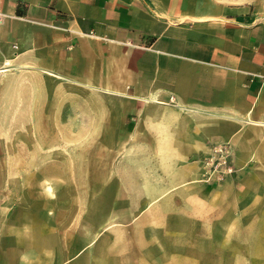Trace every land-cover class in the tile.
Masks as SVG:
<instances>
[{"label":"crops","instance_id":"obj_1","mask_svg":"<svg viewBox=\"0 0 264 264\" xmlns=\"http://www.w3.org/2000/svg\"><path fill=\"white\" fill-rule=\"evenodd\" d=\"M218 145L234 172L209 204L264 209V12L243 2L0 0V264H201L196 238L136 243L40 205L68 187L56 178L142 176L140 191L173 195L174 223L196 224L195 201L181 195ZM101 146L119 155H86ZM28 192L38 199L21 207Z\"/></svg>","mask_w":264,"mask_h":264},{"label":"rangeland","instance_id":"obj_2","mask_svg":"<svg viewBox=\"0 0 264 264\" xmlns=\"http://www.w3.org/2000/svg\"><path fill=\"white\" fill-rule=\"evenodd\" d=\"M197 2L213 5L243 2L257 11L264 12V0H197ZM9 131L11 130H8L7 137L11 138ZM120 147L101 146L100 154L90 152L86 155L100 156L101 163H108L119 153L107 151V148L114 150ZM226 147L228 150V146ZM91 148L93 146H86L87 150ZM229 154L230 166L233 168L231 153ZM209 155L200 161L202 176L188 184L192 192L181 195L182 201H195L196 224L174 223L178 210L173 207V195L140 191L143 184H147L148 179L142 176L56 178V184L68 187L53 193V204H41L40 209L51 207L54 216L84 217L86 230L100 229L101 232H108L111 227L117 233L132 235L136 243L145 240L148 235H169L170 237L167 238L181 239L182 243L188 242L189 238H196L198 256H207L198 260L201 264L204 262L212 264L208 263L209 261L214 264H264V209L237 207L214 209L209 203L218 195L219 188L216 187H220L223 182L230 179L234 171L232 169L231 173L217 181H213V178L209 179L207 173L210 167L207 160ZM120 180L126 186V191H120ZM38 181V178H24L27 184H37ZM76 186L79 187V192L73 190ZM96 186L100 191H93ZM128 189L130 191H127ZM24 196L26 203L21 207H29L27 204L29 201L38 199V193L34 192H28ZM181 211L189 213V210ZM213 218L229 220L230 223H215L211 221ZM233 220H237V223L231 224ZM209 255L213 256L209 258Z\"/></svg>","mask_w":264,"mask_h":264},{"label":"built area","instance_id":"obj_3","mask_svg":"<svg viewBox=\"0 0 264 264\" xmlns=\"http://www.w3.org/2000/svg\"><path fill=\"white\" fill-rule=\"evenodd\" d=\"M207 160L210 166L207 171L208 178H213V181L220 180L223 176L232 172L230 154L225 145L214 146Z\"/></svg>","mask_w":264,"mask_h":264}]
</instances>
